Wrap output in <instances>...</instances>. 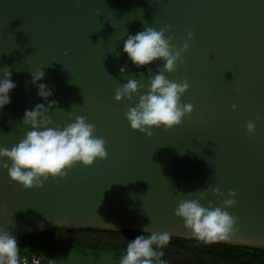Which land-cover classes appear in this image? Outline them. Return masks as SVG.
I'll return each instance as SVG.
<instances>
[{"label":"water","instance_id":"water-1","mask_svg":"<svg viewBox=\"0 0 264 264\" xmlns=\"http://www.w3.org/2000/svg\"><path fill=\"white\" fill-rule=\"evenodd\" d=\"M144 27H167L177 49L188 43L164 75L188 83L181 103L194 106L180 125L153 128L151 137L125 119L139 97L115 100L129 79L144 84V94L149 77L163 71L162 60L138 69L122 51L127 35ZM4 67L17 87L0 109V146L10 149L31 130L21 123L26 109L47 106L30 83L42 70L40 83L58 102L49 126L86 117L106 140L107 157L77 163L42 188L25 189L0 168V228L16 236L54 226L147 227L193 239L174 215L178 202L222 206L231 198L235 232L217 242L264 247V0H0V76Z\"/></svg>","mask_w":264,"mask_h":264},{"label":"clouds","instance_id":"clouds-1","mask_svg":"<svg viewBox=\"0 0 264 264\" xmlns=\"http://www.w3.org/2000/svg\"><path fill=\"white\" fill-rule=\"evenodd\" d=\"M167 31V27L159 30L144 27L134 35H127L122 49L127 59L138 69L156 60L164 61L163 71L149 77L144 94L140 90L145 85L135 79H129L115 92L117 102H131L134 97H139L135 106L128 107L125 119L132 130L148 137L153 135V128L171 129L180 125L183 117L191 114L194 108L190 103H181V97L188 90V83L171 81L164 75V72L175 71L182 53L189 47L185 42L177 49L170 43L174 37L165 35ZM192 37L193 33L189 32L188 39L191 40ZM120 71L124 73L125 67L122 66ZM44 76L42 70L31 73L30 83L36 87L37 96L46 101L47 106L37 103L33 108L26 109L21 123L30 126L31 130L10 149L0 146V168L7 170L11 182H16L25 189L42 188L49 178L63 179L77 163L91 166L97 159L107 157L106 140L96 135L95 126L86 117L75 116L74 122L64 127L49 126L52 120L48 113L58 102L49 100L53 90L45 83H40ZM16 87L11 70L4 67L0 76V109L11 103L10 93ZM246 129L249 134H253L255 125L249 121ZM211 191L213 194L223 195L219 189L213 188ZM236 195L235 191L228 193L229 197ZM235 204V199L228 198L223 201L222 206L209 203L205 207L198 199H182L178 202L174 215L183 219L185 227L191 230L195 238L204 243H214L228 240L235 232L236 217L226 210ZM146 228L142 234L127 243L119 264H164L161 260L163 252L159 250L169 244L171 234L149 232ZM19 251L17 236L0 228V264H19ZM33 264L37 262L34 261Z\"/></svg>","mask_w":264,"mask_h":264},{"label":"trees","instance_id":"trees-1","mask_svg":"<svg viewBox=\"0 0 264 264\" xmlns=\"http://www.w3.org/2000/svg\"><path fill=\"white\" fill-rule=\"evenodd\" d=\"M101 233L106 236L113 247L114 255L119 260L126 251L127 243L142 234L141 231L102 228H68L63 226L49 227L44 230L16 235L19 248L24 254H39L42 264H57L58 260L67 261L72 252L87 248L104 250L106 247L82 240L78 235L82 232ZM162 250H185L195 255L196 264H208L214 260L219 264H264V247L233 245L222 242L204 243L198 239H186L171 236L170 242ZM163 256L161 257L162 260Z\"/></svg>","mask_w":264,"mask_h":264},{"label":"rangeland","instance_id":"rangeland-1","mask_svg":"<svg viewBox=\"0 0 264 264\" xmlns=\"http://www.w3.org/2000/svg\"><path fill=\"white\" fill-rule=\"evenodd\" d=\"M82 240L89 241L93 244H99L106 247L104 250H94L87 248L83 251H74L71 253L67 261L58 260L57 264H119V260L115 257L113 247L106 244L109 239L101 233L82 232L78 235ZM164 264H196L194 262L198 258L195 255L188 254L185 250H162ZM208 264H219L214 260H207Z\"/></svg>","mask_w":264,"mask_h":264},{"label":"built area","instance_id":"built-area-1","mask_svg":"<svg viewBox=\"0 0 264 264\" xmlns=\"http://www.w3.org/2000/svg\"><path fill=\"white\" fill-rule=\"evenodd\" d=\"M19 264H33L34 261L37 262V264H42V257L39 254H24L22 252V249L19 248Z\"/></svg>","mask_w":264,"mask_h":264}]
</instances>
